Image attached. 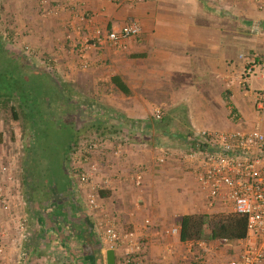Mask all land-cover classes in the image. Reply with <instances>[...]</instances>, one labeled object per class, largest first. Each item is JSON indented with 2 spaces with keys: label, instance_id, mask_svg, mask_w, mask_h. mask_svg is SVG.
Segmentation results:
<instances>
[{
  "label": "crops",
  "instance_id": "crops-1",
  "mask_svg": "<svg viewBox=\"0 0 264 264\" xmlns=\"http://www.w3.org/2000/svg\"><path fill=\"white\" fill-rule=\"evenodd\" d=\"M51 1L52 7L60 6L56 0ZM72 1L93 14L91 28L112 30L130 23L140 28L136 37L125 41L123 49H86L89 71L108 73L109 78L119 76L127 94L112 84L103 88L83 85L91 79L79 82L76 90H87L88 96L89 91L95 94L101 88L109 91L101 96L96 93L98 100L95 97L108 116L104 121L112 127L101 148L107 172L98 176L94 173L92 179L98 184L107 179L110 182L109 189L100 190L109 213L120 229H131L143 236L149 263L174 264L189 256L187 246L179 235L168 236L163 230L177 225L184 214L212 210L206 208L204 194L191 180L189 165L179 154L159 165L155 161L157 149L167 140L169 147L178 151L175 146L182 147L189 135L203 129L230 131L258 126L264 132V107L259 108L254 99V92L264 89V0ZM15 2L17 9L28 12L30 33L36 32L32 1ZM60 12L67 25L64 31H68L70 25L76 24L72 11ZM55 23L56 27L65 24ZM81 33L71 32L78 57L83 47ZM50 48L46 41L40 47L46 52ZM252 58H256L252 73L241 83L242 68ZM155 111L159 112L158 118ZM139 170L143 171V179L140 186H135L131 177ZM52 202L39 197L32 208L28 201L27 217L33 227L24 226L17 249L8 244L7 212L0 210L6 248L11 254L17 253L12 264H30L29 258L35 257L64 264V259L56 261L55 254L70 255L73 263L81 259L72 247L75 244L76 252L81 253V247L90 243L85 232L90 217L85 209L62 199L55 205ZM73 213L78 220L74 221ZM146 218L150 222L144 227ZM206 244L217 247L207 253L208 262L213 264L230 258L237 250L234 244L223 249L221 240ZM7 250L5 255L9 254ZM6 258L3 262L8 264Z\"/></svg>",
  "mask_w": 264,
  "mask_h": 264
},
{
  "label": "built area",
  "instance_id": "built-area-1",
  "mask_svg": "<svg viewBox=\"0 0 264 264\" xmlns=\"http://www.w3.org/2000/svg\"><path fill=\"white\" fill-rule=\"evenodd\" d=\"M110 1V0H108ZM60 6L46 9V15L59 13L62 9L72 11L76 24L68 27L67 39L71 32H81L83 47L79 49V67L89 66L86 49H99L108 46L115 50L125 48L128 38L136 37L140 28L133 23L125 24L117 29L103 30L91 28L93 14L83 8H78L72 0H56ZM42 6L47 1L41 0ZM45 10V9H44ZM26 54H32L30 47L24 46ZM264 64V57L262 59ZM256 58L249 59L243 66L240 80L244 83L252 73ZM254 99L259 108L264 107V89L254 92ZM155 117L159 112L155 111ZM91 143L88 150L102 148L103 144ZM81 148V147H78ZM179 154V158L190 167V175L199 191L204 194L205 206L212 212H234L245 218L246 233L244 238L234 245L237 250L227 259H219L214 264H264V132L254 126L250 129H235L230 131L198 130L189 135L183 147L174 151L167 145H160L157 149L155 161L162 165L168 159ZM93 173L80 171L76 174V187L85 193L83 206L94 225L98 241L104 252L112 249L115 264H153L147 261V242L143 236L131 229H120L115 217L109 213L107 206L100 196L102 188L110 187V182L103 180L96 184L92 180ZM14 176L7 171L5 179L0 183V209L9 213L15 209V197L12 193ZM143 171L139 170L131 177L135 186H140ZM17 208V207H16ZM14 217V214H13ZM16 225L13 229L10 246L15 245L17 239L23 238L25 229L24 218L14 217ZM150 220H144L147 227ZM179 224L163 230L165 235H179ZM8 230H11L9 227ZM5 227L0 223V262L6 253ZM188 257L177 260L174 264H213L207 260V253L216 250V246H207L204 241H185ZM2 258V259H1ZM19 261L18 264H24ZM42 264H50L40 259ZM27 264V263H26ZM29 264V263H28Z\"/></svg>",
  "mask_w": 264,
  "mask_h": 264
},
{
  "label": "rangeland",
  "instance_id": "rangeland-1",
  "mask_svg": "<svg viewBox=\"0 0 264 264\" xmlns=\"http://www.w3.org/2000/svg\"><path fill=\"white\" fill-rule=\"evenodd\" d=\"M15 1L16 0H0V39L3 45L24 54L29 62H32L35 66L52 75L58 83V85L55 86L59 88V90L55 91V86L53 85H36V83H34V85H27L30 89L29 92L32 94L40 95L43 93L44 95H52L50 96L51 99L48 98L45 108L42 109L44 113H47L44 116L46 119L41 123V131L36 133L38 138L34 137L35 139H33L30 130L25 128V125L22 124L21 119H13L10 115L8 106L6 107L0 104V131L3 132L4 135V140L0 145V183L4 181L7 171H11L15 181L12 186V193L14 194L17 207H15V213L18 217L24 218L25 227L28 225L33 227V223L29 222L27 217V204L29 199H27L25 195L28 189L25 188L23 184L25 173L24 165L27 163V166L33 171V156L37 161V166L35 164V167L39 174L38 180L40 183L59 184L63 178H66V175H69L70 179L73 180V194L82 209H85L83 206L85 193H80L77 190L76 174L80 171H92L93 174L96 173L95 175L98 176L107 172L105 166L107 163L105 162L104 156L101 154V149L88 150V145L91 143L97 144L99 142L102 144L105 140L104 137L107 136L106 134L110 133H108V131L112 128L109 126V122L104 121V118L108 116L105 115L106 113L102 104H99V102L95 100V97L97 100L99 99L98 95L101 96L104 92L109 93V91L102 90V88L104 85H110L111 83L108 73L100 74L97 72H90L89 66L86 69H81L79 67L78 52L75 51L72 41L65 37L68 31H64L67 25L65 19L60 15L63 12H59L56 15H46V9L52 7L51 5L53 2L51 0H45L47 4L43 6L41 0H27L28 2L32 1L36 10L34 15V29L36 32L32 33H30L27 28V22L31 21L27 18L28 12H24L20 7L17 9L14 6L17 4ZM32 13H34V11ZM54 21H63L65 24L63 26L59 24L58 27H56ZM42 27L44 31L41 30ZM58 29L63 31L59 33ZM30 30L33 31L31 28ZM45 41L47 45L54 49L50 51V48L48 52L40 49ZM25 45L30 47L32 54L29 55L25 53ZM89 79H91V82L83 85H99L102 87L101 90L95 91L98 95L96 93V95L94 93L92 94L89 91L90 94L88 96L86 93L87 90H76V85H78L79 82H89ZM64 97L69 99V101L71 100L74 104L73 107L68 109L66 115L64 114L66 109L57 102L59 99L62 101ZM11 104L13 105V103L10 102V105ZM160 145L170 146L167 140L166 142H161L159 146ZM180 147L181 146H175V148L179 149L183 146ZM29 150H31V154ZM64 171L68 174L65 175ZM96 184H98V182ZM35 196L39 198L37 195ZM9 212L10 213H6L7 216L5 220L11 228L10 238L8 240V244L10 245L11 238L12 236L14 237L12 231L17 220L13 217L12 211ZM71 216L74 218V221L78 220L74 213ZM35 231L37 235V229ZM20 241L21 240L17 239L15 245H12V247L17 249ZM210 242L212 241H207L205 243ZM221 243H223V249H225V245H228L222 241ZM13 248L11 251L15 250ZM99 251L101 253L102 264H104L105 252L102 247H99ZM8 253L9 254L3 256V258L7 257L6 259L9 261L8 264H12L11 261L17 258V253L13 252L14 255L13 253L11 254L10 249ZM75 253L78 257L85 256L83 252L79 253V251H75ZM30 254H33V251H31ZM20 257L22 258L23 256L20 254ZM54 257L56 261L64 259V264H73L70 255L69 257L67 255L63 257L62 255L55 254ZM3 260L4 259L1 260L0 264H7V262L5 263ZM29 261L30 264H42L36 257L29 258ZM50 264L56 263L50 262ZM83 264L86 263L83 262Z\"/></svg>",
  "mask_w": 264,
  "mask_h": 264
},
{
  "label": "trees",
  "instance_id": "trees-1",
  "mask_svg": "<svg viewBox=\"0 0 264 264\" xmlns=\"http://www.w3.org/2000/svg\"><path fill=\"white\" fill-rule=\"evenodd\" d=\"M34 83L36 85H58L52 75L29 62L24 54L3 45L0 39V104L8 106L13 119H21L25 128L30 130L33 139L37 137L36 133L41 131V123L44 122L46 119L44 116L47 114L42 109L47 105L48 98L51 99L50 96H52L51 94L44 95L43 93L35 95L29 92L30 89L27 85H34ZM110 83L118 91L124 94L128 93L126 85L119 76H111ZM56 90H59L57 86H55ZM10 102L13 105H10ZM57 102L66 109L65 115L68 113V109L74 106L73 102L65 97L62 101L59 99ZM3 140V132L0 131V145ZM33 159V172L31 171L30 175L27 173L29 176L24 175L23 177V184L28 189L25 197L31 202L30 206L32 208L36 199L35 195L38 194L37 189L39 187L46 189L49 186V183H40L36 179V175L39 176V174L35 167V164L37 166V161L34 156ZM27 167L24 165L25 169L30 170V167ZM178 224L180 227L179 239L183 242L221 240L232 245L244 238L246 233L245 218L230 211L184 214L180 217ZM97 253H99V248ZM98 257L101 260L100 253ZM100 260L99 263L101 262ZM74 261L76 262L75 259Z\"/></svg>",
  "mask_w": 264,
  "mask_h": 264
},
{
  "label": "flooded vegetation",
  "instance_id": "flooded-vegetation-1",
  "mask_svg": "<svg viewBox=\"0 0 264 264\" xmlns=\"http://www.w3.org/2000/svg\"><path fill=\"white\" fill-rule=\"evenodd\" d=\"M26 166H27V163L25 164V167ZM27 173H29V175H30L31 169L30 170L25 169L24 175H28ZM64 173H65V175L68 174L66 171H64ZM33 175H34V173H33ZM36 176H37L36 179H38L39 176L38 175H36ZM38 182H39V180H38ZM37 191H38L37 196L42 197L44 202H46V201L50 202L51 200H53L52 203L55 205L56 202H58V199H62V201H64V202L72 203L75 207H80L78 202L75 199L74 194H73V180L70 179L69 175H66V178L65 179L63 178V180L61 182H59V184L49 183V186L46 189L39 187L37 189ZM86 225H87V227H86L87 230L85 232L88 231L87 235H88V239H90V243L88 244V246L81 247V250L83 251L85 256H82V257L80 256L81 257V259L79 260L80 262L77 261V262H74L73 264H83V262L86 264H102V261L98 257L100 251H99V253H97V249L101 245L98 241L97 234L94 231V225L90 220L88 221V223H86ZM68 236L70 239H72L71 234H69ZM73 241H74V239H73ZM72 248H74L75 251L77 250V246L75 244L73 245ZM73 253H74V251H73ZM100 256H101V253H100ZM76 257H78V256H76ZM76 259H78V258H76ZM99 260L101 261L100 263H99ZM104 264H105V261H104Z\"/></svg>",
  "mask_w": 264,
  "mask_h": 264
},
{
  "label": "water",
  "instance_id": "water-1",
  "mask_svg": "<svg viewBox=\"0 0 264 264\" xmlns=\"http://www.w3.org/2000/svg\"><path fill=\"white\" fill-rule=\"evenodd\" d=\"M105 264H115L114 252L112 249L105 250Z\"/></svg>",
  "mask_w": 264,
  "mask_h": 264
}]
</instances>
